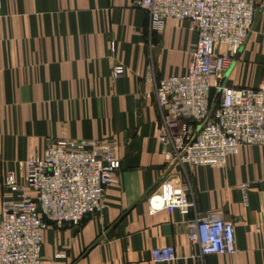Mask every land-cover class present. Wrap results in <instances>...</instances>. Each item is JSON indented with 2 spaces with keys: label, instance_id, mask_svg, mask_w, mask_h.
Listing matches in <instances>:
<instances>
[{
  "label": "crops",
  "instance_id": "crops-1",
  "mask_svg": "<svg viewBox=\"0 0 264 264\" xmlns=\"http://www.w3.org/2000/svg\"><path fill=\"white\" fill-rule=\"evenodd\" d=\"M133 1L0 0V210L8 174L24 183L21 165L50 143L108 136L122 168L104 209L80 225H49L44 264H264V146L242 147L223 169L167 163L155 89L186 73L198 36L186 20L152 30ZM256 7L247 41L212 81V97L222 87L264 89V0ZM118 64L125 73L115 80ZM165 181L189 189L186 211L153 210L149 197ZM24 194L36 197L30 188ZM209 216L234 223V255L201 257L191 245L188 223ZM165 246L176 260L153 263L152 250Z\"/></svg>",
  "mask_w": 264,
  "mask_h": 264
},
{
  "label": "built area",
  "instance_id": "built-area-1",
  "mask_svg": "<svg viewBox=\"0 0 264 264\" xmlns=\"http://www.w3.org/2000/svg\"><path fill=\"white\" fill-rule=\"evenodd\" d=\"M150 15L151 29L161 32L168 19L186 20L197 33L186 73L157 83L155 96L162 110L160 142L170 165L225 168L245 146H264V89L220 88L212 109V81L221 78L244 46L253 28L256 0H134ZM111 43V52H116ZM125 73L113 68L116 80ZM149 97V96H148ZM24 183L9 173L0 210V264H44L42 232L49 225H80L104 209L105 191L122 168L114 142L60 140L42 156L21 165ZM162 192L149 197L153 210L188 209L187 187L165 181ZM25 188L36 193L32 198ZM21 196L20 200L13 198ZM247 198L245 190V199ZM189 240L201 257L237 252L235 226L221 216L188 223ZM177 258L172 246L155 248L153 263Z\"/></svg>",
  "mask_w": 264,
  "mask_h": 264
},
{
  "label": "rangeland",
  "instance_id": "rangeland-1",
  "mask_svg": "<svg viewBox=\"0 0 264 264\" xmlns=\"http://www.w3.org/2000/svg\"><path fill=\"white\" fill-rule=\"evenodd\" d=\"M220 102V95L216 96L213 94V103H212V109L215 110L218 108Z\"/></svg>",
  "mask_w": 264,
  "mask_h": 264
}]
</instances>
